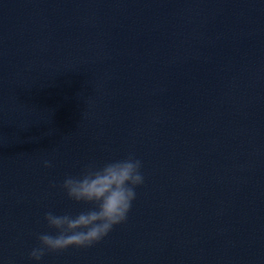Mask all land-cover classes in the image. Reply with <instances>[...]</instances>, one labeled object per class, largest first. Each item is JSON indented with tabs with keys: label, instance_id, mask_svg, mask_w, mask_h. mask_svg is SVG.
Returning <instances> with one entry per match:
<instances>
[{
	"label": "water",
	"instance_id": "water-1",
	"mask_svg": "<svg viewBox=\"0 0 264 264\" xmlns=\"http://www.w3.org/2000/svg\"><path fill=\"white\" fill-rule=\"evenodd\" d=\"M129 154L127 221L40 264H264V0H0V264Z\"/></svg>",
	"mask_w": 264,
	"mask_h": 264
},
{
	"label": "clouds",
	"instance_id": "clouds-1",
	"mask_svg": "<svg viewBox=\"0 0 264 264\" xmlns=\"http://www.w3.org/2000/svg\"><path fill=\"white\" fill-rule=\"evenodd\" d=\"M42 163L44 168L53 166L50 160ZM142 168V161L129 154L103 164L89 162L78 175L66 176L60 189L68 200L88 206L87 210L75 215L46 212L44 221L49 231L37 235L38 243L29 252V259L40 264L50 253L91 248L105 239L115 226L125 223L136 199V189L145 180Z\"/></svg>",
	"mask_w": 264,
	"mask_h": 264
}]
</instances>
